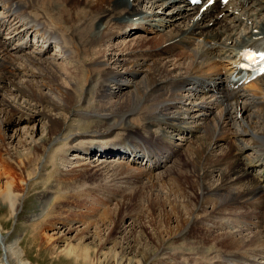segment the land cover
I'll use <instances>...</instances> for the list:
<instances>
[{
  "label": "bare ground",
  "instance_id": "bare-ground-1",
  "mask_svg": "<svg viewBox=\"0 0 264 264\" xmlns=\"http://www.w3.org/2000/svg\"><path fill=\"white\" fill-rule=\"evenodd\" d=\"M143 1L5 0L0 2V6H6L4 8L8 13L19 8L16 12L17 17H19V11L24 9L27 13L23 12V14H26L29 19L36 20L38 18L36 15H39L40 19H45L56 31L59 30L61 33L62 38L56 42L57 48L60 47L62 52L71 50L72 58L75 59L70 58L72 66L68 70L71 78L70 85L72 84L74 91L64 94L58 91V96H53L57 87L52 77L54 73H58L54 64H48L47 59L41 57L42 52L32 57V55L23 53V48H12L8 41L1 42L0 40V48L24 54L25 63L28 62L33 67L29 72L25 71L26 76L22 75L26 78V85L22 84L23 86H21L20 82L19 84L14 82L19 76V68L17 69L13 65L14 61L12 63L0 58V92L4 90L3 93H5V89L11 88L24 95L25 99L23 104L19 105L0 97V113H5L4 119L1 120L4 130L0 129V142H5V134L2 132L5 133L6 127L14 126L18 122L26 123L32 119L44 118L47 120L45 133L33 141V145L27 148L28 152L25 156L5 149L7 159L11 160L13 165L15 164L18 172L0 155V204L6 207L11 215L18 213V209L22 205L20 189L22 184L28 180L30 181L29 184L28 181L26 182L28 193L39 189L38 200L40 201L36 208L37 213H34L28 222L38 221H34L36 216L45 215V207L48 202L46 194L50 181L46 179L44 183V179L40 180V176L34 177L38 173L39 165H42L45 170L50 167L54 168L53 162L45 164L46 158L43 159V156L58 141L59 136L70 133L67 137L74 136L71 141H75L87 134L107 137L111 136L114 131H119L121 139L123 138L119 141V145L129 142V146L134 148L129 147L128 150L135 155V158L141 154L147 156L150 168L144 175L142 172L141 176H148L147 181L149 182L136 181L141 177L127 173L128 167L112 166L110 168L109 163L105 164V161L101 164L103 167L93 174L85 171L64 176L62 180H66V183H61L58 180V177L61 176L59 172L55 171L53 175L49 173L50 176H58L56 184L51 188L57 192L61 187L71 190L89 183H96V191L102 192L107 187L102 183L103 172L115 171L116 173L120 170L127 174V177H124L125 181H122V177L118 178L120 185L109 191L111 197H119L120 194H123L125 200L126 196L128 198L127 203L120 207L119 214L121 212V215L118 214V218L113 220L114 230L105 237L106 240L113 242L115 236L120 235L118 245L113 246L110 250V255L116 264H151L155 261L153 258L161 255V252H163L162 255L170 256L171 254L169 246L162 248L163 242L159 244L162 236L149 235L142 226L138 232L139 239L135 238L136 236L134 237L132 232L129 234V232L120 230L121 218L119 219V217L122 214L140 213L139 216L142 217L141 202L143 201L150 209L151 217L163 215L159 221L160 224L165 225L163 234L170 236L175 233V238L184 241L185 247L195 251L196 254L203 253V245H206L208 249L216 250L220 255L224 253L230 256L232 253H236L232 256L234 258L239 256L237 253L242 249L245 250L243 253L249 257L264 255V182L262 183L264 169L257 175L253 169L262 163L252 158L250 154H243L244 150L247 153L248 150L252 152L256 149L258 152L262 148L264 149V141L261 139L264 138V112L251 110L253 104L264 105V78L254 84L255 86L249 87H256L255 92L243 91L240 96L237 95L234 100L228 101L221 89L220 69L226 67L228 61L236 59L238 51L255 42L260 36H264V0H231L224 7H220L216 3L206 7L204 2L200 6H194L176 0ZM35 7L40 8L44 13L39 14ZM167 7L169 10L165 12ZM15 19L16 17H14ZM104 20L118 21V24L127 23L130 28L143 26L145 29L153 28L158 31L162 27L174 26L173 30L160 37L161 40L163 39V44L167 45L158 53L163 55L166 50L174 47H178L182 51H191V53L177 55V60L171 64V69L168 67L169 64H162L159 59L152 58V55L146 57L125 55V58L113 60L116 68H91L89 65L94 63L97 60L96 57L101 54L95 47L101 43L102 39L110 37L108 32L110 25L106 28L107 23L104 24ZM36 21L39 22V20ZM4 23L0 22V30L4 28ZM17 24L23 28V32L26 34L36 32L34 31L35 26L29 21L25 22L20 19L15 25ZM102 26H104L103 30ZM92 32H94L93 39H89V34ZM197 40H200L198 42L200 47L198 44L194 49L193 43H196ZM48 41L49 37H45L43 43L46 44ZM40 51L43 50L40 49ZM0 52L5 51L0 50ZM84 56L87 58H83ZM36 65H39L40 68H35ZM15 70L16 72H14ZM43 72L49 75L50 80L39 82L43 78ZM125 74L132 77L130 82L123 80ZM111 84L118 90L116 93L112 91ZM42 86L48 93L41 94L43 91L40 93V89L32 90L33 87ZM183 88L188 95L193 97L198 93H204V96L209 94L205 96L206 99L198 96L201 103L192 106L198 107L197 113H192V108L183 110L184 114H188V119L185 122L179 118L182 110L178 109L179 99H176L174 94ZM170 89L174 91L169 93ZM8 91L7 89L6 92ZM107 97H116V100L104 102ZM208 98H212V100ZM208 100L210 102H207ZM131 103L134 106L139 105L137 112L131 109ZM207 103L219 110V121L216 116L209 118L205 115L203 111ZM43 105H49L51 112L57 111V114L53 115L51 112L48 114L43 109L39 110ZM78 108L86 112L97 113L99 118L95 117V119L93 116L94 119L84 122L82 128L81 124L75 122L67 124L66 116H74L73 112ZM11 111L15 114L14 118H8ZM135 115L138 116L131 117ZM129 117L132 118L130 119L132 122ZM224 124L229 127L231 133L229 134L230 146L227 148L221 147L223 140L215 134L218 127L220 131L223 130L221 126ZM175 131H186V135L190 134V137L194 139L193 142L190 141L192 145L187 151L189 156H184L180 151L181 146L171 141L175 137L173 136ZM25 133L28 135L31 134V131L26 129ZM242 136H260L261 138L257 139L258 141H252L249 145L242 141ZM87 148L92 150L91 154L95 149L93 146ZM104 150L112 152L111 149ZM106 156L104 153L99 157ZM194 156H198L197 161L193 159ZM173 161L176 163L171 168L165 166L167 163H174ZM164 167L167 168L161 174L162 176L150 181L152 178V175H149L150 171ZM47 176L48 174L46 178ZM169 176H172L171 180L168 178ZM182 181H184V185L181 184ZM127 182H129L127 185H137L131 194H125L123 189V185ZM150 182L151 185H149ZM158 183L160 187L166 188L165 197L160 195ZM175 184L180 189L179 193L172 188ZM79 192H82L86 199L89 194H92L87 190H79ZM71 193L72 191L65 192L61 196ZM172 196L174 197L172 198ZM93 203V205H97L96 207L103 205L96 201ZM168 204H170V208L164 206ZM238 204H244V207L240 208L237 206ZM201 213L204 221H207L208 214L212 215L213 219L227 217L228 220V218H232V221L240 224L245 219L249 222L251 229L254 228L256 231L250 232L252 234L250 238L238 237V234L241 235V229H237L235 233L223 232L214 235V230L226 228L231 223H213L212 227L208 225L209 227L205 228L206 224H197L194 218L195 215L200 217ZM184 214L190 216V219L183 218ZM179 218L180 221H178ZM194 222L196 224H193ZM129 226L132 227L133 223H130ZM152 227H155L153 222ZM43 228L40 229L43 230ZM187 229L190 231H186ZM41 233H39L40 236ZM197 233L198 235H196ZM42 237L45 240H50L47 236ZM139 241H143L144 247L134 250L133 246L137 245L138 247ZM180 249L182 248L180 247ZM187 249H184L185 252ZM76 250L69 249L67 254L76 258L80 257L81 260L87 262L89 257L87 252H77ZM4 251L14 264H25L21 260V254L12 244L4 246Z\"/></svg>",
  "mask_w": 264,
  "mask_h": 264
},
{
  "label": "rangeland",
  "instance_id": "rangeland-1",
  "mask_svg": "<svg viewBox=\"0 0 264 264\" xmlns=\"http://www.w3.org/2000/svg\"><path fill=\"white\" fill-rule=\"evenodd\" d=\"M85 1V0H83ZM145 2V0L143 1ZM1 5V4H0ZM3 6V5H2ZM0 6V7H2ZM6 7V6H4ZM3 8V7H2ZM36 10L38 9V13H44L40 8L35 7ZM24 9H21L20 12H24ZM169 8H165V12H167ZM195 12V11H194ZM6 13L1 10L0 8V17L2 16L3 20H5V15ZM7 15V14H6ZM167 16V15H166ZM18 21L20 20L19 18H16ZM14 20V18L11 19L12 23L11 25L5 21V24H9L12 27L15 28L17 25V20ZM37 19V18H36ZM110 20H104V24H106V28H108L109 36L105 39H102L101 43L97 45L95 48L99 50V57H96L97 60L92 63L88 64L89 67L91 68H116L114 66V61L116 59H122L123 57L125 58V55L128 57L132 56H140V57H146L147 55H152V58H157L160 60L162 64L168 65V67L171 69V64L174 63V61L177 60V55H187V53H191L188 51H185L178 47H174L173 49L166 50L163 55L160 52L164 46L167 44H163V39L161 40L160 37L174 29V26H168L167 28L162 27L161 30L163 31H158L157 29L155 30H146L145 32H132L128 36H123L121 37L120 31L117 29L118 25L115 24L114 21ZM2 22V21H1ZM42 22H46L45 19L42 20ZM109 23V24H108ZM164 25V24H162ZM20 26V25H18ZM104 26H102V30ZM122 28V27H120ZM164 28V29H163ZM9 29V30H11ZM127 30V28H125ZM145 29V28H144ZM2 30V29H1ZM16 30V29H14ZM20 30L23 31V28ZM121 30V29H120ZM55 31V30H54ZM5 33V31H3ZM123 32V29L122 31ZM114 33V34H113ZM18 35V34H17ZM94 32L89 34V39H93ZM3 37V36H1ZM54 42L59 40V38H62L60 31L58 30L57 32L55 31L54 34ZM44 39V38H43ZM64 39V38H63ZM1 42L6 41L5 39L1 38ZM44 41V40H43ZM142 42V44H141ZM198 42L200 40H197L196 43H193V48H197ZM55 44L51 45L49 49H47L45 55H42L41 57L47 59V63H53L55 69L58 71V73L53 74V82L56 85L57 89L55 91V94L53 96H58V91L64 93H70L73 92L74 88L72 84L70 85L71 78L68 73V70L72 66V61L70 60L73 55H71V50L62 52L60 47L55 48ZM200 47V44L199 46ZM38 47L33 46L31 47L30 50L26 51L28 55H34L36 56L37 49ZM0 50L5 51V52H0V58L4 60H9V61H14V66L18 69L19 68V76L17 79L14 80V82H17L19 85L23 86L26 83V78L25 74L26 72H29L31 70L32 65H30L28 62L25 63V56L23 57L24 54H21L19 52L13 53L10 49L4 50L0 48ZM43 50V49H42ZM16 51V50H15ZM43 51H38V53H41ZM18 53V54H16ZM30 53V54H29ZM32 53V54H31ZM150 53V54H148ZM158 57H156L157 55ZM21 55V57H20ZM71 55V56H70ZM21 58V59H20ZM23 58V59H22ZM83 58H87L84 56ZM127 58V57H126ZM19 59V60H18ZM150 59V58H149ZM156 59V60H157ZM13 63V62H12ZM3 65V64H2ZM4 66V65H3ZM35 68H40L39 65H36ZM35 70V69H32ZM9 72L11 71L10 69L8 70ZM26 71V72H25ZM16 72V70L14 71ZM23 72V73H22ZM25 75V76H22ZM69 76V77H68ZM24 78V79H23ZM132 77L128 76L125 74L123 76V80H128L127 82H130ZM50 80L49 75L43 72V78L41 81H47ZM23 84V85H22ZM26 85V84H25ZM113 84H111V87ZM28 86V85H27ZM35 88V89H34ZM38 88V89H36ZM7 89L9 90L8 92ZM3 92H0V97L3 99L8 100L11 103H17L19 105L23 104L24 95H22L19 92H16L14 89L7 88ZM40 89V93H48L47 90L44 89V87H33L32 90L37 91ZM45 90V91H44ZM112 91L116 93L118 90H116L114 87L112 88ZM45 93V94H46ZM175 98L179 99V102L177 104L178 109L180 108L182 111L179 115V118L183 119V122L187 121L188 114H184L183 110L187 108H192L193 112L192 113H197L198 108L196 107L199 105L201 102L198 100V96L204 97L206 99L209 94L204 96V93H198L197 96H190V94H185L183 90L179 92H174ZM187 95V96H186ZM181 99V100H180ZM211 99V98H208ZM116 100V97H110V98H105L104 102H114ZM207 102H210L208 100ZM192 103V105H190ZM132 104V103H131ZM32 105L34 103L32 102ZM196 105L195 107H192ZM208 105V106H207ZM205 109L204 113L207 117L212 118V116H216L218 121L220 120V115H219V110L210 106L208 103L205 104ZM183 108V109H182ZM1 109V107H0ZM45 110L48 114L51 112V107L49 105H43V107H40L39 110ZM48 111H47V110ZM81 108L76 109V111L73 112L75 114L74 116H66V123L71 124L74 122L81 124L80 127L82 128V124L86 121H90L94 119L95 117L99 118V115L97 113H90L86 112L84 110H80ZM131 109L134 112H137L139 109V105H133L131 106ZM253 109V107L251 108ZM75 110V109H74ZM206 110V111H205ZM80 112V113H79ZM54 113L57 114L56 112H51V114L54 115ZM191 113V114H192ZM5 113H0V129L1 131L4 130V126L2 125V121L4 119ZM14 113L11 111L8 118H14ZM94 116V118H93ZM138 115L131 116V117H137ZM129 117V120L132 119ZM95 118V119H96ZM31 119V118H30ZM29 119V120H30ZM116 119V118H115ZM114 119V120H115ZM28 121V120H27ZM132 122V120H130ZM260 122V121H259ZM222 123V122H221ZM47 126V120L46 119H32L26 123L24 122H18L16 125H11L9 127L5 128V133L2 132V134H5V142H0V155L3 159L7 160L6 162L9 163V165L16 171L18 172V168L13 165L11 160L7 159V155H5V149L7 148L8 150H11L12 153L18 152L20 155L25 156L28 152V147H31L33 145V141H36L43 135L45 132V128ZM223 128L222 131H220V128L218 127L216 131V136H220L221 140H223L221 147L222 148H227L230 146L229 142V134L230 130L227 125L221 126ZM227 127V128H226ZM29 129V132L31 131V134H26L25 130ZM231 129V128H230ZM117 133V134H116ZM40 135V136H39ZM70 133H65L61 136H59L58 141L51 146L46 153V157L43 156L45 164L48 162H53L54 163V168L50 167L47 170H45L42 165L38 166V173L35 175L34 178H38L40 176V180L44 179L43 182L45 183L46 179L49 182L48 184V189H47V197H48V202L46 203L45 207V215H39L34 218L35 222H28V220H31L30 218L34 215V213H37L36 208L39 206L40 201L38 200L39 197V189L32 193H28L27 191V186L30 181L24 182L22 184V188L20 189V198L22 201V205H20L18 209V213L11 215V212H9L6 207H3L0 204V264H14L13 260L5 254L4 251V246H9L10 244L13 245L14 248L17 249V251L21 254V260L25 264H116L112 256L110 255V250L112 249L113 246L118 245V242L120 241V235L117 237L115 236V239H113V242L116 244H112L113 242L106 240V236L111 233L114 230L113 226V220H116L118 218L119 210L122 204L127 203V196L126 200L124 199L123 194H120L119 197H111V193L109 192L111 189H113L115 186L120 185V177H122V181H125L127 177V174L119 171H112V172H103V178H102V183L106 184L107 187H105V191L103 190L102 192H97L96 191V183H89L87 185H80L76 188H73L71 190H67L65 188H60V190L57 192L55 190H52V186L56 184L57 182V177L58 176H50V174L53 175V173L59 172L61 176L58 177V180H60L61 183H66V180H62L64 176H70L72 174H77L80 172H85L87 171L88 173H94L99 170V168L103 167L101 165L102 163L105 164L109 163L108 166L111 168L112 166H124L125 168L128 167L127 173H132L134 175H138L141 177L140 179H137L136 181L140 180V182H149L147 179L149 178L148 176H141L144 175L147 171V169L144 168V166L139 165V164H132L128 159L126 158H119L118 156H108V157H97V156H90L87 154L88 149L86 146H93V147H98L100 145H106L109 146H115L117 143L119 145V141L121 139V132L119 131H114L111 136L107 137H98L97 134H87L85 137H81L76 139L75 141H71L74 136L67 137L69 136ZM225 135V136H224ZM3 136V135H2ZM174 139L173 141L176 144H181L180 151L184 156H189L187 155V151L190 145V143L194 141L192 137H190V134L181 136L179 134H173ZM96 137V138H95ZM228 137V138H227ZM3 138V137H2ZM11 138V139H8ZM67 138V139H66ZM185 138L184 141H182ZM179 139V140H178ZM225 139V141H224ZM251 142L252 141H258L257 139L259 138H253L250 137ZM250 145V144H249ZM117 146V145H116ZM96 147V150H97ZM94 149V148H93ZM89 150V149H88ZM198 155V154H197ZM245 155H247L245 153ZM198 156H194V160L197 161ZM174 162V161H173ZM176 162L170 164L167 163L165 166L168 168H171L174 166ZM107 166V165H106ZM167 167H164L163 169H158L154 171H150L149 175H152V178L150 181H153L154 179H157L156 177L162 176L166 170ZM52 168V169H51ZM50 171V172H49ZM125 172V170H124ZM50 173V174H49ZM107 173V175H106ZM48 174L47 178L46 175ZM167 178V177H166ZM170 180L172 179V176L168 177ZM1 181H4V179H1ZM129 184V182L125 183L123 185V189L125 190V194H131L137 187L135 184ZM184 185V181L181 183ZM122 185V183H121ZM151 185V182L150 184ZM158 187L160 188V195H165L167 194V190L164 187H160L158 183ZM175 184L173 189L176 190L177 193H179V188ZM81 191H89L92 194H89L88 199H86ZM72 191L71 194H65L62 195L65 192ZM162 193V194H161ZM82 194V195H81ZM174 196H172L173 198ZM91 199V200H90ZM93 199V201H92ZM103 204L101 206L96 207L97 205H93L95 202ZM92 202V203H90ZM118 203V204H117ZM90 204V205H89ZM93 205V206H92ZM141 216L140 213L135 214V213H124L122 216L119 217L121 220L120 224V230L124 232H129V234L132 232L134 233V237L139 239L138 237V232L140 231V226L144 227L146 231L148 232L147 234L149 235H154L157 234L160 237V243L162 244V248H167L168 246L171 248V254L170 256L167 255H162L163 252H161V255L156 256L153 258L155 261H151V264H202V263H226V264H251L250 262L253 260L247 261V259H254L253 257L246 256L243 251L244 249L240 250L237 253V256L241 253L242 256H239V258H236V261L233 262L232 257L236 253H232L230 256L227 254L223 255L219 254L216 250H210L204 246V251L203 253L196 254L195 251H191L190 249H187L184 245V241L181 239H176L173 235V233L169 235L163 234V231L165 229V225L162 223L160 224L159 221L161 218H163V215H157L154 217L150 216V209L148 208L147 204L145 201L141 202ZM167 206V208L171 207L170 204L164 205ZM238 207H244V204H238ZM9 208V207H8ZM246 208V207H245ZM40 213V211H39ZM105 213V214H103ZM159 213V212H158ZM157 213V214H158ZM163 214V213H162ZM121 215V212L120 214ZM43 216V217H42ZM199 215H195L194 218L197 221V224L204 223L205 228L213 225V223H225V222H234L232 221L233 219L228 218V220L225 218L219 219L215 218L213 219L212 215L207 216V221H204L202 213ZM102 217V218H101ZM27 218V219H26ZM132 218V219H131ZM143 218V219H141ZM183 218H188L190 219V216L187 214H184ZM201 218V219H200ZM210 218V219H209ZM43 219V221H42ZM230 219V220H229ZM211 220V221H210ZM235 220V219H234ZM245 220V219H243ZM155 221V222H154ZM177 221V220H176ZM180 221V218L178 219ZM40 222V223H39ZM151 224H149V223ZM152 222L153 226L152 227ZM130 223H133V226H129ZM137 223V224H136ZM236 223L234 222L233 226L230 227H222L220 230H214V235L218 233H223V232H231L235 233L237 229H241V235L238 234V237H246L250 238L252 234L250 232L256 231V229H251L249 224H245L244 222ZM134 224H136L134 226ZM193 224H196L194 222ZM209 225V226H208ZM172 226H174V223H172ZM220 226H223V224ZM43 228V230H41ZM212 227V226H211ZM250 227V228H249ZM41 228V229H40ZM192 228V227H191ZM225 228V229H224ZM248 228V229H247ZM195 229V228H194ZM193 229V230H194ZM41 230V231H40ZM186 231H190L187 229ZM40 232L41 236H40ZM192 234V233H191ZM198 235V233L196 234ZM249 235V237H248ZM42 236H47L50 240H45L44 237ZM117 239V240H116ZM116 240V241H115ZM211 240V239H210ZM158 244V246H159ZM167 245V246H166ZM164 246V247H163ZM134 250L139 247H144L143 241H139L138 247L137 245L133 246ZM180 247L182 249H180ZM155 248V247H153ZM69 249H77V252H87L89 255L87 262H84L81 260V258H76L73 255H68L67 251ZM187 251L185 252V250ZM83 250V251H82ZM170 251V250H169ZM191 251V253H190ZM222 252L224 250H221ZM189 252V253H188ZM188 253V254H187ZM245 255V256H243ZM264 255H259L254 256L255 261L254 262H259L261 257ZM245 258V259H242ZM263 260V259H262ZM261 260V261H262ZM84 262V263H83Z\"/></svg>",
  "mask_w": 264,
  "mask_h": 264
}]
</instances>
